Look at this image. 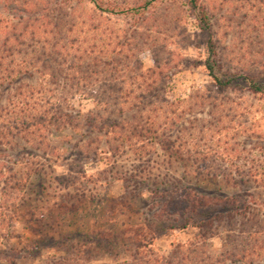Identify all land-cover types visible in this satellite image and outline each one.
<instances>
[{
	"label": "rangeland",
	"instance_id": "1",
	"mask_svg": "<svg viewBox=\"0 0 264 264\" xmlns=\"http://www.w3.org/2000/svg\"><path fill=\"white\" fill-rule=\"evenodd\" d=\"M22 1L17 0L0 17L18 22L13 19L21 15ZM32 1L36 6L33 12L45 17V22H63L66 27L69 22L78 23V34L82 32L78 38L86 46L99 42L91 28L100 27L99 38L108 50L106 62L112 60L110 52L116 43L126 46L116 60L130 70L136 69V62L144 71L154 68L155 60L161 62L167 98L185 102L178 112L184 114V121L173 128L175 138L181 136L178 131L183 132L184 149L203 150L223 168L258 167V177L241 189L222 179L194 177L192 163L170 159L160 148L143 161L129 151L114 158L103 133L80 123L76 131H51L44 145L31 137L18 138L14 148H0V161L23 181L22 192L10 203L16 216L13 237L4 241L1 249L11 252L18 264H53L64 259L81 264H127L131 251H125L116 237L129 227H147L155 214L160 215L154 183L167 184L161 188L172 190V179L189 175L188 180L209 194L242 196L252 229L242 235L238 227L232 234V246L247 252V264H264V98L243 91L222 95L213 91L203 67L209 36L201 33L184 3L164 0L142 17L99 13L89 3L71 0ZM136 1L102 2L110 8L109 4L128 7ZM203 2L214 16V31L224 56L243 59L249 67L263 60L264 5L256 10L250 0ZM37 82L43 81L38 77L23 81L30 85ZM59 84L67 87L70 83ZM71 106L84 115L95 109L94 101L79 97ZM123 121L130 123L132 114H126ZM176 144L178 147L177 139ZM108 231L112 243L103 240ZM196 235L195 230L157 235L150 248L153 258L168 256L174 245L192 242ZM206 248L208 254L220 256L227 249L226 230H215Z\"/></svg>",
	"mask_w": 264,
	"mask_h": 264
},
{
	"label": "trees",
	"instance_id": "2",
	"mask_svg": "<svg viewBox=\"0 0 264 264\" xmlns=\"http://www.w3.org/2000/svg\"><path fill=\"white\" fill-rule=\"evenodd\" d=\"M71 1L89 3L99 13L116 16L130 13L145 17L151 8L164 0H137L128 7L109 4L110 8H105L103 0ZM179 1L188 8L201 33L209 36L203 67L211 79L213 91L218 95L243 91L264 98V52L260 53L263 60L250 67L243 59L224 56L210 8L203 0ZM250 3L252 8L259 10L264 0H250ZM0 4L1 16L17 4V0H0ZM34 7L32 0L22 1L21 15L13 19L18 22L0 17V148H14L18 138L24 137L44 145L51 131L75 130L80 123L103 133L108 151L114 158L123 157L129 151L143 161L160 148L170 159L192 163L194 177L222 179L240 189L254 176L258 177V167L246 169L231 165L223 168L216 166L209 153L203 150L184 149L183 132L178 131L181 136L175 138L173 128L184 121V114L178 112L185 102L167 98V88L163 84L165 68L161 62L155 60L154 68L146 71L141 69L139 62L134 64L136 71L121 66L115 58L126 47L121 43L113 46L112 60L106 62L108 50L99 38L100 27L91 28L99 42L89 47L78 38L82 33L79 31L78 34V23L69 22L66 27L63 22H45V17L33 12ZM36 77L43 82L23 83L24 79ZM60 81L70 84L61 87ZM78 97L94 101L95 109L88 115L76 112L71 102ZM211 105L213 109L214 105ZM126 114H132L130 123L123 121ZM188 176L172 179L175 182L171 184L172 190L161 188L167 184L154 183L153 196L161 203L158 206L160 215L153 216L155 220L151 225L126 228L116 237L123 243L125 251H131L127 264H247V252L240 251L231 242L238 227L242 235L252 229L251 214L242 196L209 194L188 180ZM22 187L23 181L0 161V246L13 237L16 216L10 203L22 192ZM220 228L226 230L227 249L215 257L205 250L214 231ZM189 230L197 231L192 242L174 245L168 256L153 258L150 248L157 235ZM111 233H106L103 239L106 243H112ZM10 253L0 247V264H18ZM53 264L81 263L64 259Z\"/></svg>",
	"mask_w": 264,
	"mask_h": 264
}]
</instances>
